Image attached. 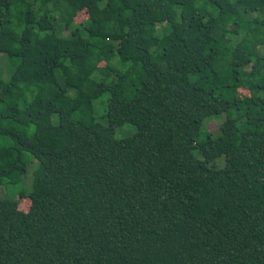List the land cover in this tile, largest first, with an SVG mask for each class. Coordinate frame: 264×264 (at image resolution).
I'll list each match as a JSON object with an SVG mask.
<instances>
[{
	"label": "trees",
	"instance_id": "trees-1",
	"mask_svg": "<svg viewBox=\"0 0 264 264\" xmlns=\"http://www.w3.org/2000/svg\"><path fill=\"white\" fill-rule=\"evenodd\" d=\"M0 61V264H264V0H0Z\"/></svg>",
	"mask_w": 264,
	"mask_h": 264
},
{
	"label": "rangeland",
	"instance_id": "rangeland-1",
	"mask_svg": "<svg viewBox=\"0 0 264 264\" xmlns=\"http://www.w3.org/2000/svg\"><path fill=\"white\" fill-rule=\"evenodd\" d=\"M86 17V14L84 12H80L76 15L75 17V21L76 22H80L82 19H84ZM42 44V43H40ZM4 70V65L3 63L0 61V71ZM240 93L238 92L239 95H242V94H246V91L245 90H241L240 89ZM107 97L108 95L107 94H103L102 96H100L98 99H96L94 101V117H95V120H97L98 122H103L105 123V121L103 120V118L101 117L103 112H104V108H105V102L107 100ZM225 117V114L224 113H221V114H218V115H213V116H210L208 118H206L205 122H204V131H210L211 133H213L214 135H216L218 129H219V124L221 123V121L224 119ZM135 130V127L130 124V123H124L123 125L117 127L115 129V137L116 138H123V137H126L128 135H131ZM176 153V150L173 151L172 154H175ZM222 158V157H221ZM222 159H220V161H222ZM34 162V163H33ZM31 164H34L33 167H35V164H36V161H31L29 164H28V171L29 173L26 175V182H28V184L30 183L31 181V170L33 169V167L31 166ZM32 168V169H31ZM25 182V181H24ZM25 182V183H26ZM25 185V184H24ZM23 184L20 185L22 188L24 186ZM3 188V195H7V197H11L10 195V191H7V193L4 191V186L2 187ZM25 189V187H24ZM29 199L28 198H22L20 199V202H19V206L21 209L23 210H26L29 206Z\"/></svg>",
	"mask_w": 264,
	"mask_h": 264
}]
</instances>
